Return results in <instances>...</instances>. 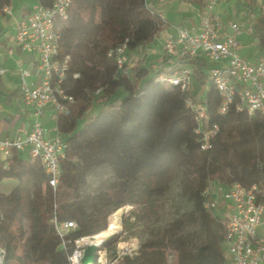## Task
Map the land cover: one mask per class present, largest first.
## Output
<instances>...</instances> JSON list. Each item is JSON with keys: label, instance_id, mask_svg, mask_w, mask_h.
<instances>
[{"label": "trees", "instance_id": "16d2710c", "mask_svg": "<svg viewBox=\"0 0 264 264\" xmlns=\"http://www.w3.org/2000/svg\"><path fill=\"white\" fill-rule=\"evenodd\" d=\"M10 1L0 0V15ZM37 1L47 6L53 0ZM241 5L251 14L264 0H243ZM164 23L144 0H71L66 18L57 23L60 54L70 58L60 85L75 99L69 114L56 119L65 143L59 181L53 190L39 161L21 157L15 148L0 160V183L15 180L8 191H0L1 264H69L75 239L106 229L126 204H151L164 195L178 166L183 169L181 192L192 207L179 222L196 224L202 241L191 251L195 233L160 237L114 264H164L170 245L179 250L176 264H223L224 217L216 208L203 207L201 192L210 180L222 186L238 182L256 185L264 202V115L236 110L235 102L220 113L221 97L203 57L185 60L193 74L188 92L156 80L161 70H151L146 54L137 55ZM250 24V35L264 52V13ZM123 42L130 57L137 56L128 68L118 67L107 55ZM188 95L204 98L206 114L200 124L186 104ZM4 97L0 77V102ZM94 106L95 114L78 126ZM214 124L218 131L202 149V134L196 130ZM53 218L74 220L76 227L62 240Z\"/></svg>", "mask_w": 264, "mask_h": 264}, {"label": "built area", "instance_id": "2783aa9c", "mask_svg": "<svg viewBox=\"0 0 264 264\" xmlns=\"http://www.w3.org/2000/svg\"><path fill=\"white\" fill-rule=\"evenodd\" d=\"M199 1L201 7L198 11V24L179 27L175 35L163 40L161 49L167 62L158 68L161 73L156 75V80L177 85L182 91L188 92L192 87L193 74L185 60L203 57L210 64L207 69L208 78L221 97L220 113H225L229 105L235 102L236 110L246 111L248 115H264V52L255 61L239 53L241 24L215 12L218 5L228 0ZM144 2L152 11V1ZM70 4L71 0H53L47 6L39 4L16 21L15 44L22 51L37 55L36 66L43 76L40 82L31 85L26 81L29 71L20 70L21 97L31 108L33 121L24 134L0 140V152L4 158L11 155L13 148L28 149L29 155L37 159L48 173V185L53 190L59 181L65 148L56 119L59 114H69L75 102L74 97L60 85L67 75L70 58L60 54V34L57 31V23L66 18ZM3 12L9 13L10 7H4ZM159 17L164 21L161 15ZM251 30L250 24L247 31L250 33ZM129 54L126 42L107 52L118 67L126 68L130 66ZM3 71L0 69V74ZM186 104L193 110L195 120L200 124L206 114L204 98L196 100L194 96L188 95ZM49 107L55 120L56 133L52 136L45 135L41 122ZM217 131L216 124L203 131L196 130L202 134V149L209 146L210 138ZM260 191L256 185L245 187L233 182L222 186L212 180L203 188V207L213 210L221 201L226 211L223 216V264H264V235L258 233V226L264 222V202L259 199ZM52 222L62 240L70 229L76 227L74 220L57 222L53 218ZM78 239L73 242V249L68 256L69 264H80L79 258L85 243L78 245ZM3 256L4 250L0 246V264ZM119 256L116 255L114 260L117 261ZM96 262H101L99 254Z\"/></svg>", "mask_w": 264, "mask_h": 264}, {"label": "crops", "instance_id": "0c3cea01", "mask_svg": "<svg viewBox=\"0 0 264 264\" xmlns=\"http://www.w3.org/2000/svg\"><path fill=\"white\" fill-rule=\"evenodd\" d=\"M151 1L152 7H155L154 11L163 17L165 23L160 31L154 36L151 45L145 46L140 53L142 52L141 55L146 54L150 65H157L156 69H158L167 62V58L162 54L161 49L163 40L166 37L175 35L179 27L197 25L198 11L201 4L199 0L198 2H189L185 0H161V2H159V0ZM233 1L236 2L238 9V6L243 0ZM256 1L260 3L261 0ZM227 2L218 5L215 12L219 13L222 17L229 19L231 18L230 14L221 11L223 8H226ZM38 5L39 2L37 1L33 8H25L24 6H21L19 10H15L14 3L11 0L10 5H8V7H10V12H3V14L0 15V69L4 70L3 73L0 74V77L3 83V92L5 93L4 98L6 99L5 101L2 100L0 102V140L7 136L13 137L16 134H24L29 130L33 121L31 108L23 102L21 97L20 70L27 69L29 71L26 81L31 85L40 82L43 75L36 66L37 55L35 53L22 51L16 46L14 37L16 21ZM230 12L234 13V5L230 7ZM239 23L242 28L243 23L240 21ZM247 34H250L247 29L244 30V28H242V33L238 38L240 46L243 45L244 42L246 43L244 37ZM251 44L257 45V42L254 40ZM10 49L12 52H10ZM261 53L262 50L250 54L252 56L250 61H255ZM41 122L45 128L46 136H52L56 133L55 120L51 115L50 107L45 111V115L41 118ZM24 150L27 151L28 158V149L25 148Z\"/></svg>", "mask_w": 264, "mask_h": 264}, {"label": "rangeland", "instance_id": "374dc122", "mask_svg": "<svg viewBox=\"0 0 264 264\" xmlns=\"http://www.w3.org/2000/svg\"><path fill=\"white\" fill-rule=\"evenodd\" d=\"M15 6V10H19L21 6L25 8H33L36 5L37 0H12ZM161 2V0H159ZM234 5V13L230 12V7ZM237 9L236 2L230 0L226 4V8L221 11L223 13L230 14V17L243 23L244 30L248 28L250 20L257 16L259 12L264 13V5L254 7L251 14H248L245 8L240 4ZM154 10L155 7H152ZM230 12V13H229ZM96 19H99L97 12ZM244 39L243 45L240 46L239 53L247 58L252 59L253 52H260L261 49L257 45L251 44L254 41V37L247 34ZM148 45H151L148 44ZM142 53V52H141ZM139 53V55H141ZM137 58L136 54L132 55L129 59V64ZM157 65L151 66V70H155ZM97 106H94L91 110L87 111L81 118L78 119V126H82L83 123L90 119L95 114ZM19 154L23 158H27V151L24 149L19 150ZM4 156L0 152V160H3ZM183 169L178 166L172 172L171 179L168 185V189L161 197L151 199V204L147 201L136 204H126L122 210V232L116 241H112L103 250L104 262H96L95 264H114L118 260H114V255H136L140 253V246L142 243L157 239L160 237L174 238L179 235H185L186 233L193 234V242L190 246V250L194 251L199 243L203 239V234L197 230L196 224H183L179 222L184 219L185 215L191 211L190 200L182 194L180 182L182 179ZM15 184L14 179H5L0 183V191H7ZM216 210L221 216H225L221 201H219ZM131 211H134L136 215H132ZM131 224V226H129ZM258 233L264 235V222L258 226ZM131 240H134V245H129L124 248H118L120 243L128 244ZM179 256V250L175 246H168L165 251L164 264H176Z\"/></svg>", "mask_w": 264, "mask_h": 264}, {"label": "bare ground", "instance_id": "6f19581e", "mask_svg": "<svg viewBox=\"0 0 264 264\" xmlns=\"http://www.w3.org/2000/svg\"><path fill=\"white\" fill-rule=\"evenodd\" d=\"M122 214L123 213H119L114 218H112L106 229L94 235L85 236L78 239L77 244L81 245L84 243H93L94 245L99 247L100 261L104 262V256L102 255L104 250V243L108 241L109 238L118 236L122 232ZM132 241L134 240H131L128 244L120 243L118 248H124L129 245H134V242ZM83 264H92V262L90 260H86Z\"/></svg>", "mask_w": 264, "mask_h": 264}, {"label": "water", "instance_id": "95a60500", "mask_svg": "<svg viewBox=\"0 0 264 264\" xmlns=\"http://www.w3.org/2000/svg\"><path fill=\"white\" fill-rule=\"evenodd\" d=\"M107 225H108V222H107ZM119 236H120V234L118 236H114V237L109 238L108 241H106L104 243V248L110 242L116 241L119 238ZM99 251H100L99 247H97L93 243L85 244L83 249H82V254H81L80 258H79V263L83 264L84 261L90 260L92 262V264H95L96 261H97V258H98Z\"/></svg>", "mask_w": 264, "mask_h": 264}]
</instances>
